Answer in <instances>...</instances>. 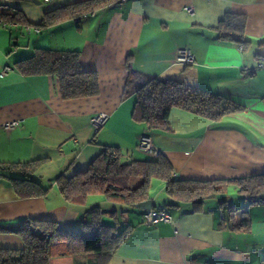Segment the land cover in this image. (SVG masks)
Instances as JSON below:
<instances>
[{"label":"crops","instance_id":"obj_1","mask_svg":"<svg viewBox=\"0 0 264 264\" xmlns=\"http://www.w3.org/2000/svg\"><path fill=\"white\" fill-rule=\"evenodd\" d=\"M76 1L0 0V12L19 10L26 19L15 28L0 26V164L41 159L30 178L46 189L24 196L0 176V226L14 230L31 218L78 230L83 213L99 207L103 224L128 228L104 264H264V202L250 204L234 183L195 209L168 197L165 182L153 178L149 199L171 217L156 224L145 221L144 210L103 195L66 200L56 183L59 176L85 171L105 147L118 149L123 162L155 158L137 148L141 135H149L169 160L175 179L264 174V68H256L264 59V0H117L80 20L40 26L45 12ZM227 13L244 18V45L219 38ZM181 48L193 53L194 64L176 61ZM35 49L78 51L81 67L97 73L98 94L65 99L57 77L23 74L16 62ZM133 73L220 94L242 108L216 120L172 108L169 131H149L132 116ZM98 113L108 118L95 128L91 118ZM10 121L18 124L4 128ZM221 202L245 208L250 228L237 231L223 223L228 214ZM0 248L21 249L23 242L15 233H0ZM76 257L87 264L91 255L74 256L72 264ZM49 264L66 263L51 258Z\"/></svg>","mask_w":264,"mask_h":264},{"label":"trees","instance_id":"obj_2","mask_svg":"<svg viewBox=\"0 0 264 264\" xmlns=\"http://www.w3.org/2000/svg\"><path fill=\"white\" fill-rule=\"evenodd\" d=\"M117 0H80L45 12L40 26H49L67 18L80 20L99 8ZM0 19L26 24L19 10L0 12ZM244 18L227 13L217 27L219 38L235 41L241 45L244 38ZM23 74H49L58 78L61 95L65 99L87 97L98 94V76L94 71L84 70L79 63L78 51L35 49L34 53L16 62ZM134 91L132 116L142 122L149 131H169L168 116L172 108L194 112L206 119L216 120L227 113L240 110L228 98L192 87L178 81L163 78H147L131 74L129 80ZM42 160L17 164H0V176L8 178L16 192L24 196L44 194L39 183L30 176ZM16 173L12 176L6 173ZM153 178L165 182V193L177 202L189 201L198 209L205 199L222 192L231 182L238 192L250 197V204L264 202V174L231 180H192L173 178L169 160L158 153L153 159L121 161L116 148L105 147L92 160L85 171L71 177L56 179L61 195L69 201L81 202L89 195H103L133 206L149 199ZM221 208L227 211L222 221L233 230L247 231L251 220L245 208H234L225 202ZM99 207L86 210L78 230L60 229L57 222L43 219H23L16 229L0 226V233H15L23 248H0V264H49L51 258H61L72 264L74 256L91 255L87 264H104L119 243L125 238L128 228L117 231L115 226L102 223Z\"/></svg>","mask_w":264,"mask_h":264},{"label":"built area","instance_id":"obj_3","mask_svg":"<svg viewBox=\"0 0 264 264\" xmlns=\"http://www.w3.org/2000/svg\"><path fill=\"white\" fill-rule=\"evenodd\" d=\"M187 11H191L192 8L190 6L186 7ZM18 23L16 22H7L5 20L0 19V26L4 28L18 27ZM35 32H39V28H34ZM176 61L183 65H191L195 63V58L193 53L189 49L181 48L177 50L176 53ZM256 68H264V59H261L257 62ZM9 67H4L2 73H6L9 71ZM108 116L104 113H98L91 118L92 124L95 128L101 127L107 120ZM18 124V121H10L3 125L4 128L9 129ZM137 148L144 152H148L154 155L158 154V149L152 142V139L149 135H141L138 140ZM170 215L164 211L163 209L151 208L149 210L144 211V219L145 221H150L152 224H156L160 221L169 222Z\"/></svg>","mask_w":264,"mask_h":264},{"label":"water","instance_id":"obj_4","mask_svg":"<svg viewBox=\"0 0 264 264\" xmlns=\"http://www.w3.org/2000/svg\"><path fill=\"white\" fill-rule=\"evenodd\" d=\"M33 1H35V0H33ZM133 207L137 208V209L144 210V211L149 210L151 208H154L152 205L151 199H147V200L141 201L139 203H135V204H133Z\"/></svg>","mask_w":264,"mask_h":264},{"label":"rangeland","instance_id":"obj_5","mask_svg":"<svg viewBox=\"0 0 264 264\" xmlns=\"http://www.w3.org/2000/svg\"><path fill=\"white\" fill-rule=\"evenodd\" d=\"M80 258H83V257H80ZM79 260L80 259L78 257H76L74 264H79V262H80Z\"/></svg>","mask_w":264,"mask_h":264}]
</instances>
